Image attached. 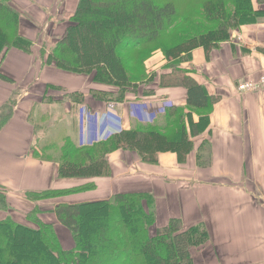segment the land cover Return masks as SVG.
<instances>
[{
    "label": "crops",
    "instance_id": "obj_1",
    "mask_svg": "<svg viewBox=\"0 0 264 264\" xmlns=\"http://www.w3.org/2000/svg\"><path fill=\"white\" fill-rule=\"evenodd\" d=\"M77 1L44 0L43 9L22 2L32 6L33 11L27 10L32 21L20 14L18 29L33 47L30 53L11 47L0 61V72L11 79L0 80V116L8 114L0 129V186L6 190L9 205L0 210V220L10 217L35 227L27 214L38 208V218L52 224L63 246L70 247L71 234L52 213L56 204L109 199L118 192H144L153 198L155 228L167 227L172 220L183 229L198 224L206 228L208 241L192 250L196 261L264 264V91L238 88L264 73V17L231 30L230 39L215 47L193 50L190 60L180 65L155 51L145 61L154 81L141 85L152 94L128 104L93 96V91L111 92V86L43 62L37 43L53 40L47 44L52 46L62 36ZM254 2L256 8H264V0ZM39 12L47 13L43 16L44 33L39 31L42 21H33ZM184 68L190 69L191 77L209 95L219 99L208 110L187 105V90L180 81L183 74L178 71ZM171 78L178 82H169ZM73 92L82 94L81 101L71 95ZM175 107L181 108L189 139V151L182 159L176 153L160 151L155 160L144 157V161L135 151L121 148L105 156L110 175L61 178L55 162L34 152L45 148L47 142L39 139L40 135L45 139L44 132H38L44 119L54 118L56 113L59 117L61 112L69 115L65 136L87 146L135 123H161L166 110ZM203 114L208 115L207 127L200 122ZM59 120L48 130L46 127L45 133L55 131ZM85 181L94 182V189L38 201L25 195Z\"/></svg>",
    "mask_w": 264,
    "mask_h": 264
},
{
    "label": "trees",
    "instance_id": "obj_2",
    "mask_svg": "<svg viewBox=\"0 0 264 264\" xmlns=\"http://www.w3.org/2000/svg\"><path fill=\"white\" fill-rule=\"evenodd\" d=\"M254 3L78 0L62 36L48 52L40 49V54L44 64L86 74L95 83L118 88L116 100L122 99L126 91L138 101L152 94L150 88L141 85L152 81L145 60L155 51L160 50L166 60L180 65L190 60L193 50L215 47L230 39L231 30L264 17V8H256ZM19 19V12L9 5V0H0V61L11 47L31 52L33 42L19 33ZM178 71L183 74L180 81L187 90L188 106L208 110L218 102L191 77L189 68ZM0 80L11 82L1 72ZM111 93L93 91V96L112 100ZM72 94L81 101V93ZM180 109H167L161 123H135L87 146H79L65 136L60 145H52L55 149L49 147L52 151L45 145L34 152L55 162L61 178L108 176L105 156L121 148L135 151L142 160H155L154 155L160 151L176 153L182 159L189 151V139ZM7 119L8 114L0 116V129ZM200 122L207 127L208 115L203 114ZM94 187V182L85 181L25 195L38 201ZM5 192L0 186V210L9 207ZM152 204V196L144 192H118L109 199L56 204L52 213L71 234L70 247L63 246L52 224L38 218V208L27 214L35 227L7 217L0 220V264H203L195 260L192 250L208 241L206 228L198 224L183 229L174 220L167 227L155 228Z\"/></svg>",
    "mask_w": 264,
    "mask_h": 264
},
{
    "label": "rangeland",
    "instance_id": "obj_3",
    "mask_svg": "<svg viewBox=\"0 0 264 264\" xmlns=\"http://www.w3.org/2000/svg\"><path fill=\"white\" fill-rule=\"evenodd\" d=\"M24 1L25 0H9V5L12 6L13 8H15L19 12V14H21V17H23L24 19L27 17L28 20L32 21V19L27 16V10L29 9V10L33 11V8H32V6H30L28 8V7H26V5H21L22 2H24ZM43 1L44 0H40V2H39V0H26V3L27 2H30L33 5L37 6L39 9H43L42 8V5H41V2H43ZM44 11H46V10H44ZM44 14L47 15L46 12H39V13H37L35 15L37 17H33L34 23H36V22L39 23L40 21H42L41 22V24H42L41 27L39 26L40 27L39 31H42L43 30L42 31L43 33H44V30H45V27L47 26L45 24L44 19H43ZM19 21H20V19H19ZM62 27H63V24H60V28H62ZM52 41L53 40H50V43H52ZM36 43L37 42H35V44ZM50 43H48V40L45 39L44 41H41V42L37 43V45L40 46L41 49L44 50L45 52H48L50 50V48L52 47V46H49V45L47 46V44H50ZM47 47H49V48H47ZM145 68H146V66H145ZM146 70H147V68H146ZM148 71L149 70H147V72ZM175 80H177V79L171 78V79H169V82H178V81H175ZM152 81H154V79H152ZM152 81H150V82H152ZM141 88H144V86L141 87ZM111 90H112V93H111L112 94L111 95L112 96V100H116L115 98H117V96L119 95V89L118 88H111ZM139 93H141V92L139 91ZM134 97L135 96L133 95V93H128V92L125 91L124 92V95H123V98L120 99V100H116V101H123V103H128L129 104V103H132V102H136V99H134ZM70 116H71V118L74 117L73 112L70 114ZM68 118H69V115H66L63 112H61L60 113V117H59V114L57 115V113H56L55 116H54V118H49V119H46V120L44 119L43 128H41V130H39L38 133L44 132L43 137L45 139H42L41 138L42 135L39 136L40 137L39 139H40V143L47 142V144H45L47 150H51L49 147H53L52 145H54V146L60 145L59 142L65 137V134L68 133V128L66 126V122L69 120ZM56 119H61V120L55 122V128H56V130L55 131H50L51 132L50 134H48L49 132L48 133H45L46 127H47V130L49 129V127L51 128V124Z\"/></svg>",
    "mask_w": 264,
    "mask_h": 264
},
{
    "label": "built area",
    "instance_id": "obj_4",
    "mask_svg": "<svg viewBox=\"0 0 264 264\" xmlns=\"http://www.w3.org/2000/svg\"><path fill=\"white\" fill-rule=\"evenodd\" d=\"M238 88L240 91H257V90H263L264 91V73L259 76L258 80L255 82L252 81H246L242 82L238 85Z\"/></svg>",
    "mask_w": 264,
    "mask_h": 264
}]
</instances>
